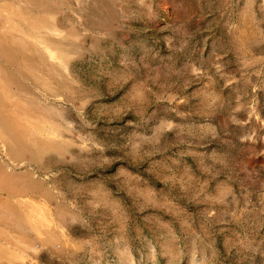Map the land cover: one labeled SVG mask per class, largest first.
Segmentation results:
<instances>
[{"label": "rangeland", "instance_id": "rangeland-1", "mask_svg": "<svg viewBox=\"0 0 264 264\" xmlns=\"http://www.w3.org/2000/svg\"><path fill=\"white\" fill-rule=\"evenodd\" d=\"M0 264H264V0H0Z\"/></svg>", "mask_w": 264, "mask_h": 264}, {"label": "bare ground", "instance_id": "bare-ground-1", "mask_svg": "<svg viewBox=\"0 0 264 264\" xmlns=\"http://www.w3.org/2000/svg\"><path fill=\"white\" fill-rule=\"evenodd\" d=\"M12 8V7H11ZM20 25V24H19ZM12 30V29H11ZM4 39V38H3ZM56 40V39H55ZM14 43V42H13ZM8 47H10V46H8ZM6 48V47H5ZM13 48V47H12ZM11 48V49H12ZM14 49V48H13ZM3 52V51H2ZM16 52V51H15ZM15 52H14V54H15ZM30 52V51H29ZM21 53V52H20ZM33 53V52H32ZM52 53V52H51ZM7 54V53H6ZM9 54V53H8ZM49 54V53H48ZM16 56V55H15ZM17 57V56H16ZM35 58V57H34ZM27 60H29V59H27ZM32 65V64H31ZM24 66V65H23ZM21 70V69H20ZM7 73V72H6ZM8 79H10V78H8ZM15 83V82H14ZM22 84V83H21ZM25 84V83H24ZM21 88H23V87H21ZM21 88H19V89H21ZM24 90H25V88H24ZM18 100V99H17Z\"/></svg>", "mask_w": 264, "mask_h": 264}]
</instances>
